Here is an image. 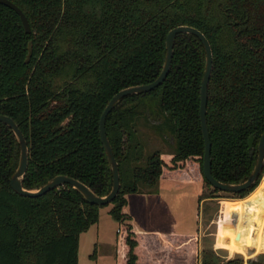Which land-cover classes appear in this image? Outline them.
<instances>
[{
  "label": "trees",
  "instance_id": "16d2710c",
  "mask_svg": "<svg viewBox=\"0 0 264 264\" xmlns=\"http://www.w3.org/2000/svg\"><path fill=\"white\" fill-rule=\"evenodd\" d=\"M9 1L31 30L26 34L19 17L0 5V115L12 119L25 138V190L62 175L98 197L109 193L100 116L119 91L157 79L166 36L180 26L202 33L212 51L206 107L211 175L224 184L247 180L264 133V0ZM29 42L32 56L25 64ZM204 64L199 40L178 35L163 83L122 99L106 118L120 181L108 212L118 226L115 264H242L199 250L196 234L136 233L125 211L127 195L156 193L164 178L202 182L209 193L200 194L199 202L219 192L202 175ZM151 117L173 149L166 158L158 151L144 158L136 126ZM18 158L15 136L0 123V264H77L79 236L98 223L101 207L68 185L34 199L17 195L9 179ZM263 172L253 189L224 194L244 200Z\"/></svg>",
  "mask_w": 264,
  "mask_h": 264
},
{
  "label": "rangeland",
  "instance_id": "374dc122",
  "mask_svg": "<svg viewBox=\"0 0 264 264\" xmlns=\"http://www.w3.org/2000/svg\"><path fill=\"white\" fill-rule=\"evenodd\" d=\"M151 118L152 120L141 121L136 126L139 140L144 147V158L156 151L166 158L171 155L173 149L163 142L160 126L152 122L154 117ZM165 182L177 181H159ZM191 183L184 188L171 189L162 198H153L154 200L148 203L151 220L145 217L147 223L162 228L169 224H179L181 232L197 235L199 250L210 249L225 262L242 259V264H247L254 259L257 252L264 250V206H248L241 230L235 236L236 216L240 205L263 198L264 172L258 187L245 200L231 199L230 195L216 192L212 194L213 198L199 202L196 194L209 191L202 182L201 188L197 182ZM130 204L135 213L138 205L132 199ZM111 207L112 205L108 204L99 210V227L103 231L101 239H96L97 226H93L88 233L81 236L77 264H114V246L119 235L116 234L114 222L108 214ZM134 218L136 226L142 222L138 212Z\"/></svg>",
  "mask_w": 264,
  "mask_h": 264
},
{
  "label": "water",
  "instance_id": "95a60500",
  "mask_svg": "<svg viewBox=\"0 0 264 264\" xmlns=\"http://www.w3.org/2000/svg\"><path fill=\"white\" fill-rule=\"evenodd\" d=\"M0 5L5 6L10 10H12L19 17L24 32L28 35L31 33L26 17L17 6H15L9 0H0ZM182 34L192 35L196 37L201 43L205 55L204 71L200 83V92H199L200 101H199V113H198L201 135L203 140V148H204L203 158H202L203 178L209 183L212 189H215L222 193L239 194L246 192L250 189H253L260 175L264 171V133L259 138L256 147L257 156H256L255 165L246 181H244L241 184L232 185V184L221 183L212 177L211 159H210L211 142H210V136L206 121V107H207V96H208L207 91H208L210 75L212 72V59H213L212 51L209 42L202 33L191 27L180 26L171 30L166 36L164 63L162 66L161 73L159 74L157 79L147 85L130 87L119 91L115 96L111 98V100L108 102V104L106 105L105 109L103 110L100 116L98 123L99 139L102 148L104 150L112 178L111 189L106 196L98 197L82 183L62 175H57L51 178L41 188L37 190H33V191L25 190L22 187V180L27 171V165H28L27 144L25 138L23 137L22 133L20 132L14 121L7 116L0 115V123L7 126L12 131L19 145L18 164L16 170L9 179V186L11 190L21 197L34 199V198L42 197L50 191L68 185L71 188H73L75 191H77L82 196L83 200L88 204L96 205L99 207L111 204L119 193L120 181H119L118 165L114 158L111 145L106 137V132H105L106 118L122 99L129 96H138L149 93L163 83L170 70L175 39L178 35H182ZM31 56H32V43L29 42L27 46V55L25 58V64L29 63ZM252 144H253V138L251 137L248 140L249 148L252 146Z\"/></svg>",
  "mask_w": 264,
  "mask_h": 264
},
{
  "label": "crops",
  "instance_id": "0c3cea01",
  "mask_svg": "<svg viewBox=\"0 0 264 264\" xmlns=\"http://www.w3.org/2000/svg\"><path fill=\"white\" fill-rule=\"evenodd\" d=\"M164 179H167V178H164ZM164 179H161V180H164ZM168 180H171V179H168ZM172 181H177V180H172ZM184 183H180L179 181L177 182H165V183H159L158 184V192L156 193H144V194H130V195H127L126 196V213L128 214L129 218H130V225L132 227V230L136 233H147V234H156V235H159V236H162V235H167V234H182V235H187L186 233H189L188 235H194V234H191L192 232H181L179 229L180 226H175V224H169L167 225L166 227L162 228V226H157V225H151V224H148L147 221L145 220V217L148 218V220H151L150 219V212L148 211V203L152 202L154 199L153 198H162L164 197V195L167 193L168 194V191H170L171 189L172 190H175V189H180V188H184V187H187L189 185H191V181H182ZM201 188V184L200 182H197ZM200 196V193L199 194H196V197H199ZM130 199H132L133 201H135V203L138 205L136 208L137 210L135 211V213H139V215L142 217V222L139 223V225L136 226L135 224V219L134 216H135V213L134 211L132 210V207H131V204H130ZM114 222V221H113ZM114 227L116 228L115 232L116 234H118V227H117V224L114 222ZM94 226H97V229H96V239L97 241L99 240V238L101 239L102 238V229L99 227V221L97 223V225H94ZM93 227V226H92ZM90 227V229L92 228ZM89 229V230H90ZM88 230V231H89ZM85 232V233H82L80 234L79 236V239H78V250H79V242H80V238L81 236H83L84 234L88 233ZM117 242V241H116ZM116 245V243H115ZM115 247V246H114ZM113 258H114V254H113ZM77 261H78V254H77ZM114 264H115V260H114Z\"/></svg>",
  "mask_w": 264,
  "mask_h": 264
},
{
  "label": "bare ground",
  "instance_id": "6f19581e",
  "mask_svg": "<svg viewBox=\"0 0 264 264\" xmlns=\"http://www.w3.org/2000/svg\"><path fill=\"white\" fill-rule=\"evenodd\" d=\"M262 195H263V198L261 200L258 199V200H254V201H251V202H246L245 204H241L240 205L238 213H237V216H236L237 223H236V226H235V236L241 230V225H242V222H243V216H244V213L246 212L248 206H250V205L252 206L253 205V206L258 207V208L264 206V190L262 192Z\"/></svg>",
  "mask_w": 264,
  "mask_h": 264
},
{
  "label": "flooded vegetation",
  "instance_id": "af4514ba",
  "mask_svg": "<svg viewBox=\"0 0 264 264\" xmlns=\"http://www.w3.org/2000/svg\"><path fill=\"white\" fill-rule=\"evenodd\" d=\"M250 261H254L255 264H264V250L257 252L254 259H252Z\"/></svg>",
  "mask_w": 264,
  "mask_h": 264
}]
</instances>
